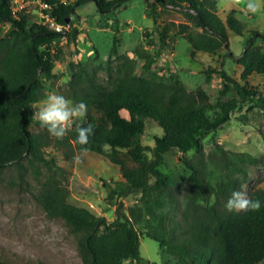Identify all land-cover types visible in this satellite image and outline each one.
<instances>
[{
    "label": "trees",
    "instance_id": "trees-1",
    "mask_svg": "<svg viewBox=\"0 0 264 264\" xmlns=\"http://www.w3.org/2000/svg\"><path fill=\"white\" fill-rule=\"evenodd\" d=\"M50 6L45 10L70 31H56L42 23H30L20 13L15 17L13 0H0V25L9 24L2 34L0 27V174L15 166L20 173L31 167L38 175L37 200L50 217L62 218L78 236L77 250L82 264H158L141 256L140 239L144 233L160 249L176 256L175 264H260L264 260V190L254 189L248 197L259 199L258 212L228 213L225 203L243 183L236 179L212 185L205 175L202 160L194 163L182 157L191 171V189L183 209L171 197L163 199L167 177L159 169L163 154L173 149L180 153H202L200 135L219 132L237 109L250 103L264 114V95L249 84L252 75L264 76V50L251 39L244 54L235 58L242 65L239 80L220 71L222 94L234 96L215 103L198 87L188 90L174 75L167 78L150 70L153 59L143 65L141 74L132 68L117 73L107 82L93 78L87 71L72 72L71 98L87 105V114L77 118L62 139L50 136L34 120V104L41 100L47 81L53 78L59 45L75 42L79 31L72 26L76 6L93 1L101 13L126 4L129 0H40ZM219 0H147L154 16L157 8L182 10L194 26L181 24L177 34L189 43L191 57L198 53L217 54L228 47V29L242 34V25L231 10L223 21L215 12ZM35 4V3H33ZM165 34H162V36ZM175 38V36H174ZM165 42L164 40L162 41ZM118 53L113 38L108 60ZM141 57L146 54L140 53ZM206 80L212 69H207ZM152 119L163 129L154 137V146L143 145L141 137L146 121ZM38 128L33 130V125ZM92 124L86 152L105 156L120 168L122 181L110 188L108 201L116 205V218L108 221L89 209L67 201L68 190L54 169L61 155L69 163L82 154L77 144L79 127ZM105 145L107 147H105ZM124 153L123 159L120 155ZM84 153V152H83ZM126 159L132 165L127 164ZM47 169L43 181L41 170ZM138 196L136 205L124 209L118 198ZM170 209L161 212L166 205ZM139 227L143 231H139ZM0 264H18L1 260ZM37 264H44L38 262Z\"/></svg>",
    "mask_w": 264,
    "mask_h": 264
},
{
    "label": "rangeland",
    "instance_id": "rangeland-1",
    "mask_svg": "<svg viewBox=\"0 0 264 264\" xmlns=\"http://www.w3.org/2000/svg\"><path fill=\"white\" fill-rule=\"evenodd\" d=\"M24 2L26 6L18 13L30 23H41L44 18L41 17L40 5L30 3V0ZM231 10L236 11L242 34L237 35L228 29V47H223L217 54L198 53L191 57L189 43L177 32L181 24L194 26V22L182 10L159 6L154 20L153 14L148 11L147 0H129L105 13L99 12L93 1L76 6L72 26L78 29L79 34L75 42L65 40L59 45L60 57L53 68L55 76L46 82L41 100L34 104L35 110L50 93L62 95L75 105L70 92L74 71L85 70L93 78L107 82L127 68L141 74L143 65L149 59H153L150 70L165 78L177 76L188 90L202 87L213 103L232 98L233 92L221 93L223 80L220 71L239 80L243 67L229 53L235 58L242 56L246 43L251 39L255 46L264 50V8L256 15H245L239 7L228 6L227 0H219L215 12L225 21ZM0 27L4 34L9 24ZM62 29L70 31L69 26ZM114 37L118 53L108 60ZM140 53L146 56L141 57ZM209 68L215 72H211L207 81L206 70ZM249 84L264 95V76L252 75ZM76 119L71 121L69 128L73 127ZM37 128L35 124L32 127L33 130ZM162 134L163 129L157 122L148 119L141 137L142 144L153 147L154 137ZM200 140L202 153L195 149L186 153L173 149L163 154L159 169L167 177V188L162 197L165 201H169L168 197L174 198L183 209L186 194L191 189V171L182 157L194 163L200 158L207 180L212 185L236 179L243 183L239 191L247 196L254 189L264 190V114L257 106L245 104L232 113L222 130L204 133L200 135ZM124 153L120 155L123 159ZM79 156V163H69L61 155L57 157V165L63 170H54L68 190L67 201L113 221L116 205L109 203L108 194L116 182L122 181L119 166L109 158L92 152ZM126 162L132 165L130 160L126 159ZM46 171L41 170V181ZM37 177L31 167L22 174L15 166H10L0 174V261L82 264L77 250L78 236L62 218L48 216L38 202L40 182ZM137 201L138 196L129 195L118 198L117 203L122 202L126 210L136 205ZM169 209L170 204H167L160 211ZM138 229L143 231L141 227ZM139 251L142 257L158 264L176 263L175 255L160 249L159 244L144 233L141 234ZM123 264H128V261ZM260 264H264V260Z\"/></svg>",
    "mask_w": 264,
    "mask_h": 264
},
{
    "label": "clouds",
    "instance_id": "clouds-1",
    "mask_svg": "<svg viewBox=\"0 0 264 264\" xmlns=\"http://www.w3.org/2000/svg\"><path fill=\"white\" fill-rule=\"evenodd\" d=\"M224 2V0H221ZM228 6L239 7L247 15H256L264 8V0H227ZM61 31V30H60ZM87 114V105L83 102L73 105L72 101L64 96L50 93L46 99L41 101L38 110L33 114V119L38 121L41 128H45L50 136L56 139H62L69 130L70 123L74 118H81ZM94 135L92 124L86 127H79L76 137V143L81 145V152H86V146L89 143V137ZM105 147H107L105 145ZM81 157L75 155L74 163H79ZM259 199H251L243 191H233L230 198L226 201L224 207L228 213L240 212H258L261 209Z\"/></svg>",
    "mask_w": 264,
    "mask_h": 264
},
{
    "label": "built area",
    "instance_id": "built-area-1",
    "mask_svg": "<svg viewBox=\"0 0 264 264\" xmlns=\"http://www.w3.org/2000/svg\"><path fill=\"white\" fill-rule=\"evenodd\" d=\"M30 3H35L36 5H40L41 9H42V15L41 17L44 18V20H42V24H47L48 28L54 29L56 31H60L63 26L57 24L54 20V18H52L48 12H45V10L50 9V6L46 3L41 2L40 0H30ZM26 6V3L24 2V0H13L12 2V11L14 16L16 17L18 12L21 11L24 7ZM49 24V25H48Z\"/></svg>",
    "mask_w": 264,
    "mask_h": 264
}]
</instances>
